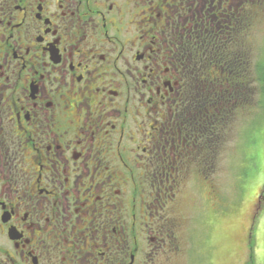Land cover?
Listing matches in <instances>:
<instances>
[{
    "label": "flooded vegetation",
    "instance_id": "1",
    "mask_svg": "<svg viewBox=\"0 0 264 264\" xmlns=\"http://www.w3.org/2000/svg\"><path fill=\"white\" fill-rule=\"evenodd\" d=\"M263 3L0 0V264L182 262Z\"/></svg>",
    "mask_w": 264,
    "mask_h": 264
},
{
    "label": "rangeland",
    "instance_id": "2",
    "mask_svg": "<svg viewBox=\"0 0 264 264\" xmlns=\"http://www.w3.org/2000/svg\"><path fill=\"white\" fill-rule=\"evenodd\" d=\"M246 9L241 46L248 64L238 88L249 97L238 110L230 101L231 112L225 133L216 139L210 172L194 175L180 199L179 264H247L249 252L253 264H261L264 162L259 154L264 151V97L255 81L258 67L264 65V3Z\"/></svg>",
    "mask_w": 264,
    "mask_h": 264
},
{
    "label": "trees",
    "instance_id": "3",
    "mask_svg": "<svg viewBox=\"0 0 264 264\" xmlns=\"http://www.w3.org/2000/svg\"><path fill=\"white\" fill-rule=\"evenodd\" d=\"M246 11H247V9H246ZM247 14V13H246ZM246 17H247V15H246ZM245 25H246V20H245ZM242 56V57H241ZM239 58H237V60H236V65L237 66H239V63H244V65H243V68L244 69H246V67H247V64H248V62H247V58H245L243 55H241ZM219 61L220 62H223L224 60H222V59H219ZM227 68V67H226ZM231 74H232V76H235V75H233L234 74V71L232 70L231 71ZM257 78H256V81H255V84H258V85H260V93H261V95H263V97H264V65L263 66H259L258 67V69H257ZM240 75L238 74V70H236V77H239ZM252 80V79H251ZM237 88V87H236ZM236 91H233L232 92V98H231V104L232 105H234L235 104V106H234V110H238L240 107H243L242 106V104L244 105L245 104V102L247 101V97H249L248 95L247 96H243V98L241 99V100H233L234 98H233V94L235 93ZM245 97V98H244ZM207 97H205L204 98V100L202 101V102H204V103H207L208 105L209 104H212L213 102H214V100L211 98V99H206ZM245 99V100H244ZM249 100V99H248ZM238 101V104L236 103ZM245 101V102H244ZM200 103H201V101H199ZM244 102V103H243ZM247 103V102H246ZM202 104V103H201ZM214 127H215V130H217L216 129V127H217V124H215L214 125ZM250 251V250H249ZM247 264H253V255H252V253L251 252H249L248 253V257H247Z\"/></svg>",
    "mask_w": 264,
    "mask_h": 264
},
{
    "label": "snow or ice",
    "instance_id": "4",
    "mask_svg": "<svg viewBox=\"0 0 264 264\" xmlns=\"http://www.w3.org/2000/svg\"><path fill=\"white\" fill-rule=\"evenodd\" d=\"M261 136L264 138V132L261 133ZM259 159L261 162H264V151L259 154ZM261 235L264 237V228H262ZM261 264H264V252H262Z\"/></svg>",
    "mask_w": 264,
    "mask_h": 264
}]
</instances>
